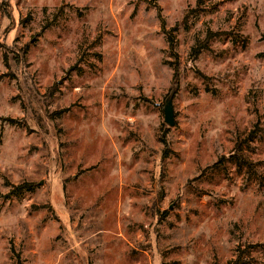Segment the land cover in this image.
I'll use <instances>...</instances> for the list:
<instances>
[{"label": "rangeland", "instance_id": "rangeland-1", "mask_svg": "<svg viewBox=\"0 0 264 264\" xmlns=\"http://www.w3.org/2000/svg\"><path fill=\"white\" fill-rule=\"evenodd\" d=\"M0 264H264V0H0Z\"/></svg>", "mask_w": 264, "mask_h": 264}, {"label": "trees", "instance_id": "trees-1", "mask_svg": "<svg viewBox=\"0 0 264 264\" xmlns=\"http://www.w3.org/2000/svg\"><path fill=\"white\" fill-rule=\"evenodd\" d=\"M213 35H217L213 32H211V30H209L207 36L203 39V40H198V44L197 46H193L192 47V53L193 54H197L199 51H201V49L203 47H207V43L208 41L211 40V38L213 37ZM169 45L171 48H173V45H174V42H173V37L170 33V36H169ZM204 45V46H202ZM4 58L7 59V54L4 55ZM257 132V126H255L248 134V137L251 138V137H254V134ZM241 149H242V142H237L236 146H235V150L234 152L231 154L232 157L234 159H236L238 161V164L240 165H246L247 168L251 171H253L260 179L263 177L260 173L257 174V170L256 168L254 167V164L252 161H250L246 156H244L241 152ZM36 184H34L33 182H27V181H24V182H21L19 184H15L13 185V189L19 193H21L22 191H32L34 189ZM21 191V192H20Z\"/></svg>", "mask_w": 264, "mask_h": 264}, {"label": "water", "instance_id": "water-1", "mask_svg": "<svg viewBox=\"0 0 264 264\" xmlns=\"http://www.w3.org/2000/svg\"><path fill=\"white\" fill-rule=\"evenodd\" d=\"M164 113H165V120L166 122H168L169 124H173V105H172V99L167 98L165 101V105H164Z\"/></svg>", "mask_w": 264, "mask_h": 264}]
</instances>
